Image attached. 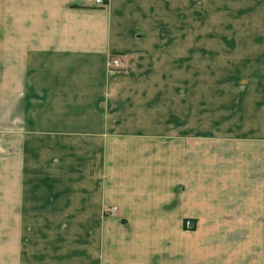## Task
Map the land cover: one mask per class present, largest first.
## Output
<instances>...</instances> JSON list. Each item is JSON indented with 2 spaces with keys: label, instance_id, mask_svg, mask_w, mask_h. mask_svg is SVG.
Wrapping results in <instances>:
<instances>
[{
  "label": "crops",
  "instance_id": "crops-1",
  "mask_svg": "<svg viewBox=\"0 0 264 264\" xmlns=\"http://www.w3.org/2000/svg\"><path fill=\"white\" fill-rule=\"evenodd\" d=\"M0 95V264H264V0H0Z\"/></svg>",
  "mask_w": 264,
  "mask_h": 264
},
{
  "label": "rangeland",
  "instance_id": "rangeland-1",
  "mask_svg": "<svg viewBox=\"0 0 264 264\" xmlns=\"http://www.w3.org/2000/svg\"><path fill=\"white\" fill-rule=\"evenodd\" d=\"M112 57V56H111ZM7 133L5 128V96L0 95V167H5V158L7 152ZM118 209L116 207H110L105 210L106 215H110L113 217L118 216ZM188 226V225H187ZM62 228L65 225H61ZM63 259H69L68 257H63Z\"/></svg>",
  "mask_w": 264,
  "mask_h": 264
},
{
  "label": "built area",
  "instance_id": "built-area-1",
  "mask_svg": "<svg viewBox=\"0 0 264 264\" xmlns=\"http://www.w3.org/2000/svg\"><path fill=\"white\" fill-rule=\"evenodd\" d=\"M107 66L111 73H124L130 68L129 56L126 54L112 56Z\"/></svg>",
  "mask_w": 264,
  "mask_h": 264
}]
</instances>
